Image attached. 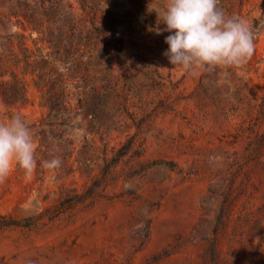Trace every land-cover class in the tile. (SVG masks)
Here are the masks:
<instances>
[{
  "label": "rangeland",
  "instance_id": "374dc122",
  "mask_svg": "<svg viewBox=\"0 0 264 264\" xmlns=\"http://www.w3.org/2000/svg\"><path fill=\"white\" fill-rule=\"evenodd\" d=\"M164 3L0 0V118L37 143L0 185V264H264V0H221L255 53L196 75L163 55Z\"/></svg>",
  "mask_w": 264,
  "mask_h": 264
},
{
  "label": "clouds",
  "instance_id": "9594fccd",
  "mask_svg": "<svg viewBox=\"0 0 264 264\" xmlns=\"http://www.w3.org/2000/svg\"><path fill=\"white\" fill-rule=\"evenodd\" d=\"M221 0H165L154 11L163 31L170 33L163 55L174 68L196 75L200 70L243 67L256 49V31L244 17L227 13ZM151 6V4H150ZM157 34H161L157 29ZM80 130L77 129V132ZM50 159L41 167L55 172L63 161L59 148L49 137ZM19 170L31 178L37 169V143L29 121L19 112L0 118V185L13 171Z\"/></svg>",
  "mask_w": 264,
  "mask_h": 264
},
{
  "label": "trees",
  "instance_id": "16d2710c",
  "mask_svg": "<svg viewBox=\"0 0 264 264\" xmlns=\"http://www.w3.org/2000/svg\"><path fill=\"white\" fill-rule=\"evenodd\" d=\"M76 26H77L76 24H73L71 26L72 33L75 34V35H77V27ZM96 30L98 31V29H96ZM56 54L57 55L54 56V59L62 61V59H59V57H58V55L60 56V52L57 51ZM62 98H63V95H60L57 99H55L53 102L50 103L48 116H52V115L55 116V115H58V114H62L61 113L62 112L61 110L64 108V104L62 103ZM94 102H97V101L95 100ZM82 107L85 109V105L83 104V100L82 99H79V102H78V105H77L78 114H80V111L79 110ZM85 112H89V113L95 112L96 113L95 109H89V110H86L85 109ZM48 132L49 131H47V133ZM41 144L43 146H45L46 144H48V141H46L45 139H43L42 142H41Z\"/></svg>",
  "mask_w": 264,
  "mask_h": 264
}]
</instances>
